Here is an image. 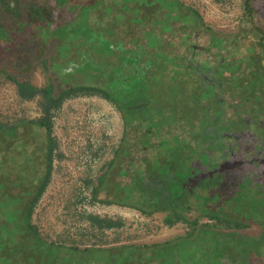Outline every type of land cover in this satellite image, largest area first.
<instances>
[{
    "label": "flooded vegetation",
    "instance_id": "1",
    "mask_svg": "<svg viewBox=\"0 0 264 264\" xmlns=\"http://www.w3.org/2000/svg\"><path fill=\"white\" fill-rule=\"evenodd\" d=\"M252 14L231 35L212 31L178 0H0V77L14 84L15 106L35 110L0 115V264H196L186 245H204L214 229L222 264H264V46L251 32L264 28ZM38 65L46 73L40 84ZM77 93L109 101L122 121L92 191L96 201L134 209L123 198L134 168L146 173L148 129L158 133L154 147L167 137L170 148L179 136L227 130L237 176L250 189L239 187L238 202L224 204L233 217L192 224L157 210L201 229L158 250L79 252L44 240L31 215L55 167L52 114ZM142 95L152 100L129 109V99ZM201 218L215 223L199 225Z\"/></svg>",
    "mask_w": 264,
    "mask_h": 264
},
{
    "label": "rangeland",
    "instance_id": "2",
    "mask_svg": "<svg viewBox=\"0 0 264 264\" xmlns=\"http://www.w3.org/2000/svg\"><path fill=\"white\" fill-rule=\"evenodd\" d=\"M197 11L212 31L238 34L243 22L252 23L254 15L245 0H178ZM264 46V31L251 30ZM40 80L37 81L36 79ZM46 80L38 65L34 83ZM15 86L0 77V115L20 108L34 113V104L20 101L14 105ZM199 96L190 98L201 103ZM55 158L49 183L35 202L31 220L44 240L83 249L141 247L162 245L193 233L194 228L182 221H170L167 212L150 215L131 208L106 205L95 200L93 189L107 162L114 154L122 135V121L115 107L96 95L77 93L65 99L52 114ZM214 224L206 218L199 225ZM196 264H222L216 239L205 244L194 240L186 245ZM163 264V261L161 262Z\"/></svg>",
    "mask_w": 264,
    "mask_h": 264
},
{
    "label": "trees",
    "instance_id": "3",
    "mask_svg": "<svg viewBox=\"0 0 264 264\" xmlns=\"http://www.w3.org/2000/svg\"><path fill=\"white\" fill-rule=\"evenodd\" d=\"M246 2L251 12L256 15L258 24L264 28V0H246ZM121 59L122 57L118 58V60ZM139 88L135 86L134 91L143 92ZM113 96L114 94L112 96L106 94V97L112 100ZM146 96L137 97L138 100L130 98L128 108L135 109L133 105L139 104V99L142 97L144 100H152V95ZM131 112L132 117H137L134 111ZM146 133L148 138L145 139L144 145L151 149L148 153L149 161L146 164V171L144 170L145 175L140 174L141 168L136 167L129 178L128 195L123 199L130 207L143 214L168 210L176 219H183L185 222L194 224L202 216L210 219H220L221 216L228 218V209L223 208L224 204L238 202V198L243 194L240 188L246 189V192L250 190L248 184L237 176L233 142L227 130L220 131L217 135L192 132L189 139L179 136L176 148H170L173 141L167 137L160 145L154 147L151 140L158 137V133L149 129ZM192 179L193 184L189 186L188 183ZM239 182L243 183L239 185ZM116 202L121 203L120 200ZM232 217L231 215L229 218ZM200 230L196 227L193 235L200 233ZM216 231L217 229H214L209 237L213 242L216 239L218 248ZM165 247V244L153 246L157 250ZM63 248L79 252L142 251L141 248L133 245L83 250L77 247L64 246ZM217 252L220 257L219 248ZM151 255L150 258H146L154 259ZM167 259L169 258L166 257ZM190 259L196 263L193 256Z\"/></svg>",
    "mask_w": 264,
    "mask_h": 264
},
{
    "label": "bare ground",
    "instance_id": "4",
    "mask_svg": "<svg viewBox=\"0 0 264 264\" xmlns=\"http://www.w3.org/2000/svg\"><path fill=\"white\" fill-rule=\"evenodd\" d=\"M36 80H37V81H39L40 79H39V78H37Z\"/></svg>",
    "mask_w": 264,
    "mask_h": 264
}]
</instances>
